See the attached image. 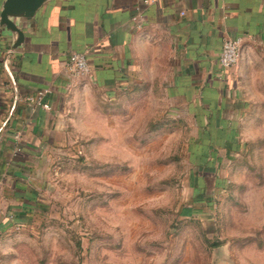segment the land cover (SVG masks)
Listing matches in <instances>:
<instances>
[{"label": "rangeland", "instance_id": "374dc122", "mask_svg": "<svg viewBox=\"0 0 264 264\" xmlns=\"http://www.w3.org/2000/svg\"><path fill=\"white\" fill-rule=\"evenodd\" d=\"M250 62L234 144L209 140L206 193L200 111L159 79L118 92L77 79L23 217L0 232V264H264V54Z\"/></svg>", "mask_w": 264, "mask_h": 264}, {"label": "crops", "instance_id": "0c3cea01", "mask_svg": "<svg viewBox=\"0 0 264 264\" xmlns=\"http://www.w3.org/2000/svg\"><path fill=\"white\" fill-rule=\"evenodd\" d=\"M24 33L11 50L16 38L0 26V232L23 217L27 183L63 133L72 51L88 55L84 79L109 92L159 79L172 102L200 111L201 133L234 144L248 104L245 66L264 54V0H49ZM236 38L241 58L224 72L223 44ZM44 89L50 109L27 100Z\"/></svg>", "mask_w": 264, "mask_h": 264}, {"label": "built area", "instance_id": "2783aa9c", "mask_svg": "<svg viewBox=\"0 0 264 264\" xmlns=\"http://www.w3.org/2000/svg\"><path fill=\"white\" fill-rule=\"evenodd\" d=\"M137 28H141L144 24L143 19H138ZM243 39H227L225 40L220 56L219 62L221 69L226 72L234 67L240 60L242 54ZM66 68L68 74L74 79H80L89 77L92 74L91 65L88 60V55L84 51H72L66 61ZM12 80L13 77L10 76ZM49 92V90H39L35 94L27 96V100L35 105L44 106L47 109H50V104L44 102V96Z\"/></svg>", "mask_w": 264, "mask_h": 264}, {"label": "water", "instance_id": "95a60500", "mask_svg": "<svg viewBox=\"0 0 264 264\" xmlns=\"http://www.w3.org/2000/svg\"><path fill=\"white\" fill-rule=\"evenodd\" d=\"M49 0H4L0 13V26L11 32L16 40L11 50L19 47L25 39L24 28L31 23L41 7ZM5 68L13 77L9 66V58L5 60Z\"/></svg>", "mask_w": 264, "mask_h": 264}, {"label": "trees", "instance_id": "16d2710c", "mask_svg": "<svg viewBox=\"0 0 264 264\" xmlns=\"http://www.w3.org/2000/svg\"><path fill=\"white\" fill-rule=\"evenodd\" d=\"M200 124L204 125V121L201 119H200ZM210 124H211V120L206 124L205 127L210 126ZM212 136H213L212 132L208 129L207 131H204L200 134L198 138L199 140L195 144V150H197V154H194V155H196L195 157L198 163L197 164L198 170L202 172L201 174H199L200 172L199 173L197 172V175H198L197 181L199 184L197 182L194 183V187L196 190H200V191L202 190L205 193H206V187H207L206 178L208 176L203 175V174H205V172H208V173H210L211 171L214 172L215 171V168H214L215 160L217 162V159H219V157L216 156L217 154L214 149L213 143L209 142V140L212 141ZM222 137L224 138L225 136H222Z\"/></svg>", "mask_w": 264, "mask_h": 264}]
</instances>
